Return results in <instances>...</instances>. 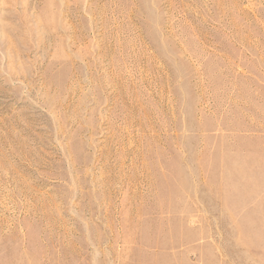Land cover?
<instances>
[{"label":"rangeland","instance_id":"374dc122","mask_svg":"<svg viewBox=\"0 0 264 264\" xmlns=\"http://www.w3.org/2000/svg\"><path fill=\"white\" fill-rule=\"evenodd\" d=\"M264 264V0H0V264Z\"/></svg>","mask_w":264,"mask_h":264},{"label":"crops","instance_id":"0c3cea01","mask_svg":"<svg viewBox=\"0 0 264 264\" xmlns=\"http://www.w3.org/2000/svg\"><path fill=\"white\" fill-rule=\"evenodd\" d=\"M174 264H191L190 262H185V261H183V262H180V261H178V262H175ZM195 264V263H194ZM196 264H198V263H196Z\"/></svg>","mask_w":264,"mask_h":264}]
</instances>
